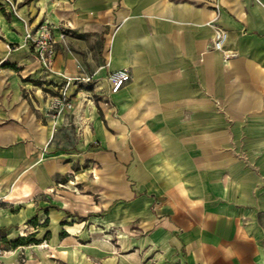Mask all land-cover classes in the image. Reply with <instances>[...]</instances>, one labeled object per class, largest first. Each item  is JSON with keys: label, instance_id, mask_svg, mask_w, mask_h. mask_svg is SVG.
Instances as JSON below:
<instances>
[{"label": "crops", "instance_id": "crops-1", "mask_svg": "<svg viewBox=\"0 0 264 264\" xmlns=\"http://www.w3.org/2000/svg\"><path fill=\"white\" fill-rule=\"evenodd\" d=\"M0 194V264H264V0H0Z\"/></svg>", "mask_w": 264, "mask_h": 264}, {"label": "built area", "instance_id": "built-area-1", "mask_svg": "<svg viewBox=\"0 0 264 264\" xmlns=\"http://www.w3.org/2000/svg\"><path fill=\"white\" fill-rule=\"evenodd\" d=\"M26 39L31 45V55L37 60L41 66L45 69L50 68V63L55 55V38L52 33V29L47 22L39 23L33 31L26 33ZM227 39V32L220 28L215 27L212 47L216 50H222L223 45ZM130 75L128 71L124 68L116 69L108 74L109 89L111 93L117 92L123 84L128 81ZM77 78H66V84L76 82ZM78 80V79H77ZM91 77H83L78 81L82 83H89ZM73 108V103L70 96L66 93L64 86L60 88L57 94L51 95L48 102V110L54 116H59L64 113L65 110H70ZM2 200V195L0 194V201ZM3 250L0 248V254Z\"/></svg>", "mask_w": 264, "mask_h": 264}, {"label": "trees", "instance_id": "trees-1", "mask_svg": "<svg viewBox=\"0 0 264 264\" xmlns=\"http://www.w3.org/2000/svg\"><path fill=\"white\" fill-rule=\"evenodd\" d=\"M0 241L3 243V244H6V245H10V246H16L18 244H22V243H25V242H29L31 240H29L28 237H19L18 239H16L15 241L13 242H8L6 237H5V234H4V231L3 229H0Z\"/></svg>", "mask_w": 264, "mask_h": 264}, {"label": "rangeland", "instance_id": "rangeland-1", "mask_svg": "<svg viewBox=\"0 0 264 264\" xmlns=\"http://www.w3.org/2000/svg\"><path fill=\"white\" fill-rule=\"evenodd\" d=\"M111 233H112V236L114 239H117L118 238V229L117 228H114L111 230Z\"/></svg>", "mask_w": 264, "mask_h": 264}]
</instances>
